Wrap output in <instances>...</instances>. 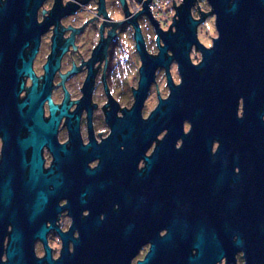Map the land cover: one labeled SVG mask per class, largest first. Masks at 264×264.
Returning a JSON list of instances; mask_svg holds the SVG:
<instances>
[{
    "label": "flooded vegetation",
    "instance_id": "flooded-vegetation-1",
    "mask_svg": "<svg viewBox=\"0 0 264 264\" xmlns=\"http://www.w3.org/2000/svg\"><path fill=\"white\" fill-rule=\"evenodd\" d=\"M182 3L29 0L9 14L0 31L3 252L17 232L53 263L137 264L166 236L191 256L194 240L217 236L215 264H264V12L256 27L246 22L241 54L229 42L221 57L216 13L194 0L196 69L184 77ZM202 48L211 69L200 67Z\"/></svg>",
    "mask_w": 264,
    "mask_h": 264
},
{
    "label": "water",
    "instance_id": "water-1",
    "mask_svg": "<svg viewBox=\"0 0 264 264\" xmlns=\"http://www.w3.org/2000/svg\"><path fill=\"white\" fill-rule=\"evenodd\" d=\"M29 0H5L0 4V31L1 28L4 29V22H8L10 19L9 14L15 15L19 9H24L27 7ZM182 8L179 13L180 20L178 21V30L177 34L181 33L180 36L182 39V45L184 50H181L180 59L183 61V74L184 77H192L193 71L196 68L191 67L189 64L188 58V49L191 45V42H195V26L197 22L191 18L190 8L194 4V0H182ZM209 4L213 7L214 12L216 13V27L219 31V39L216 42V48L218 54L223 57L224 49L226 45L230 42L231 44V53L232 55H240L241 50L244 45V30L246 22L248 26L251 24L253 27H256L257 18L264 11L260 8L264 6V0H233L230 8L228 7V0H207ZM36 5V2L33 4V7ZM179 37V36H178ZM179 37V38H180ZM227 39H231L226 41ZM201 48V46H200ZM204 53V61L200 67L205 69L213 68L211 65L210 59V50L202 48ZM164 48L161 49V52H164ZM216 69L221 70L220 67ZM188 76H185V73H188ZM206 73V72H205ZM213 75L205 74L204 83L206 85L211 84ZM222 77V76H220ZM144 80L142 78L141 84ZM191 82H185V85L191 86ZM214 86V84H212ZM175 99L169 101V123H171V132H177L180 130L178 127V122L175 116H172L173 111H176L175 105H172ZM237 148H240L239 146ZM250 150L254 149V146L249 145ZM259 149H263V152L260 154V159L264 165V139L259 141L257 146ZM252 157V156H251ZM263 254H264V218H263ZM43 238V235H40ZM220 242L218 241L217 236L212 239V242L208 245L200 240H194L193 245L198 249V253L195 256H191L190 253L185 248L186 243L183 241H170L168 236L164 237L161 242L158 243L160 249L156 250L152 248L151 252H148L141 262L137 264H215V261L220 260L224 251L221 248ZM239 244V240L236 241ZM50 253L47 252L44 258H37L33 251L32 238L27 236H22L17 232H13L10 236V240L5 252L2 251L1 242H0V264H42L43 261H47L48 264H60L53 263L50 259ZM90 264V263H89ZM94 264V263H92Z\"/></svg>",
    "mask_w": 264,
    "mask_h": 264
}]
</instances>
